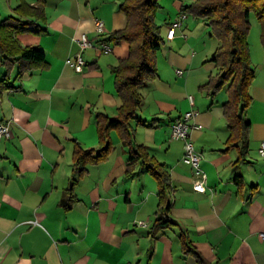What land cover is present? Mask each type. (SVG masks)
Listing matches in <instances>:
<instances>
[{
    "label": "crops",
    "instance_id": "1",
    "mask_svg": "<svg viewBox=\"0 0 264 264\" xmlns=\"http://www.w3.org/2000/svg\"><path fill=\"white\" fill-rule=\"evenodd\" d=\"M20 1L0 0V21ZM122 1L43 0L45 18L34 19L16 38L40 48L45 65H25L20 73V61L5 65L0 58V122L11 129L10 137L0 139V264H202L191 246L203 264H264V161L258 152L264 77L250 85L245 114L251 124L247 151L240 155L239 146L227 143V87L223 96L224 86L213 95L201 88L217 70L204 64L214 46L196 50L193 29L200 19L191 23L187 14L174 36H166L185 2L171 1L157 74L139 88L143 104L131 119L134 141L170 175L172 223L154 229L157 181L140 163L126 175L127 148L116 130L107 156L77 175L75 148H96L97 114L114 116L121 104L112 66L129 54V45L109 37L126 25ZM95 18L102 19L106 30L99 38L111 50L86 48V65L77 72L67 60L79 52L80 34L96 38ZM189 110L196 111L190 123L201 125L190 137L206 175L204 191L193 188L197 176L182 160L184 141L170 137L171 123ZM70 192L75 201L66 208L61 200ZM182 235L189 248H183Z\"/></svg>",
    "mask_w": 264,
    "mask_h": 264
},
{
    "label": "trees",
    "instance_id": "2",
    "mask_svg": "<svg viewBox=\"0 0 264 264\" xmlns=\"http://www.w3.org/2000/svg\"><path fill=\"white\" fill-rule=\"evenodd\" d=\"M120 7L125 13L126 25L113 31L109 39L115 43L125 41L129 45V54L112 66L121 104L114 116L101 112L97 114L98 145L90 149L77 145L73 156L74 166L77 175L81 176L87 171L89 163L102 161L113 148L110 132L116 130L127 148L126 175H132L140 163L157 181L158 217L154 229L158 230L172 223L169 218L170 175L161 163L148 154L144 145L134 141L131 119L143 104L139 88L157 74L156 53L164 39L161 26L154 20L160 4L158 0H123ZM180 12L204 21L210 27L211 35L219 41L209 59L215 62L217 71L201 88L210 90V95H213L227 83L228 97L222 104L230 131L227 143L239 146L240 155H244L251 124L245 111L252 101L250 85L255 76L247 33L250 16L254 15L261 25L260 35L264 46V0H193L182 4ZM44 18L43 0L34 4L21 0L14 7L13 14L0 21V58L3 64L20 61L23 66L20 73L26 69L25 65L29 68L45 65V55L40 48L23 46L16 38L19 31L30 28L34 19ZM74 201L75 197L70 192L61 200V204L69 208ZM182 245L184 249L190 245L183 235ZM190 250L203 264L204 260L195 248L191 246Z\"/></svg>",
    "mask_w": 264,
    "mask_h": 264
},
{
    "label": "built area",
    "instance_id": "3",
    "mask_svg": "<svg viewBox=\"0 0 264 264\" xmlns=\"http://www.w3.org/2000/svg\"><path fill=\"white\" fill-rule=\"evenodd\" d=\"M187 17L185 12H179L177 17L173 20L167 30L166 36L172 38L176 27L180 26L183 20ZM94 29L97 34L96 38H89L85 33L80 34L77 38L79 52L75 54L73 59H68L67 62L73 66L74 70L81 72L86 65V61L82 56V51L86 48H96L103 53H108L111 46L102 38H99L105 32V26L100 18H95ZM177 74H182V69L176 70ZM189 100L192 102L193 97L190 95ZM196 115V111L189 110L184 112L179 118L171 123L170 137L174 139H182L184 141L183 162L190 164L196 173L197 179L193 183V188L198 191L205 190L206 175L200 168V153L195 149L193 141L190 137V130L192 128H200L201 125L190 123V119ZM11 135V129L8 122H0V139L8 138ZM258 152L264 161V140H262L258 147ZM259 237L264 241V230L259 232Z\"/></svg>",
    "mask_w": 264,
    "mask_h": 264
},
{
    "label": "rangeland",
    "instance_id": "4",
    "mask_svg": "<svg viewBox=\"0 0 264 264\" xmlns=\"http://www.w3.org/2000/svg\"><path fill=\"white\" fill-rule=\"evenodd\" d=\"M172 0H158L160 7L157 9L155 14V23L160 25L161 27L164 24L165 18L169 15L170 11L173 10V7L171 6ZM176 1L179 5L183 2L190 3L193 0H173ZM190 21L191 23L194 22V16L190 15ZM195 25H197L193 30L195 34L199 35V38L197 39V47L196 50H200L201 48H206L209 45L215 47L218 46V39H216L214 36L211 35V29L210 27L205 24L204 21L197 20L194 22ZM261 25L256 19L254 15L250 16V25L247 33V40L249 43V50H250V56H251V65L255 69V75L254 77L262 78L264 77V46L261 41ZM204 41V42H203ZM126 45V44H124ZM213 53V52H212ZM212 53L209 55V59L212 55ZM207 60L204 62L205 65H208L211 70L215 72L217 70V66L215 65V62L212 60ZM203 64V65H204ZM224 86V88H223ZM221 89V95L223 96L226 94V87L223 85Z\"/></svg>",
    "mask_w": 264,
    "mask_h": 264
}]
</instances>
